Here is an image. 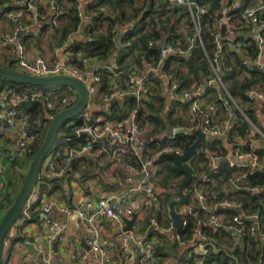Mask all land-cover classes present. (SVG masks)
Segmentation results:
<instances>
[{
  "label": "trees",
  "instance_id": "trees-1",
  "mask_svg": "<svg viewBox=\"0 0 264 264\" xmlns=\"http://www.w3.org/2000/svg\"><path fill=\"white\" fill-rule=\"evenodd\" d=\"M5 1L0 0V19H7L6 11L11 8L8 5L5 8L2 7ZM83 1L84 12L82 14V0H57V24L52 25L50 21L45 20L42 21L43 23L39 29L49 31L52 40L56 41L58 45L69 38L71 44L69 43L66 52L72 56L71 63L75 66L79 68L86 65L92 68L98 67L96 72L100 77L99 91L103 96L112 91L114 86L117 85L129 90L130 79L144 72V60L158 62L159 48L155 44L149 46V41H157L162 37H167L169 40H174L182 50H186L189 45L182 39H176L183 35L180 30V21L183 16L176 18L177 15L181 14V11L178 8L168 7L160 0H142L143 2L140 4L137 0ZM242 1L248 3L250 0ZM201 2L207 5V12L201 20L202 44L197 40L196 43L192 44L191 49L183 54H170L164 58L161 62L163 74L166 77L177 79L176 94H179L182 90L193 91L195 87L199 86L200 88L204 87L201 93L202 98L207 97L206 101L217 100L218 109L215 114L217 122L235 121L228 133V141L232 142L233 133L237 132L239 135H243L246 129L251 127L241 114L240 109L244 111L253 125L264 132V125L261 124L255 114V104L247 98L246 94L252 87L264 89L263 71L244 67L240 64L238 55L225 49L223 51L225 62L219 71L225 90L219 89L212 82L205 85V81H210L214 77L208 59L213 49V28L211 24L207 23V19L221 16L223 9L220 0H201ZM38 9L41 14H46L49 17L46 6L39 4ZM23 10H26L25 5ZM228 13L233 12L229 11ZM83 15L88 17V23L85 27L82 26ZM26 23L28 24V21L22 18L18 25L25 24L24 26H27ZM129 23L130 25L125 28L124 26ZM11 24L13 27L16 26L13 23ZM80 31H82V35L77 37ZM240 39L245 43L244 50L247 53L255 54L257 52L255 40L241 37ZM21 40L25 42V37ZM112 55L111 62L113 63L109 66L115 64L117 66L115 71L109 67H103L105 61L110 59ZM4 59L3 62L0 61V66L16 68L11 60ZM146 82L148 90L145 99L137 101L130 94H126L121 100L115 99L110 102L109 114L106 117L125 123L128 121L129 112L135 109L136 120L145 130L142 149L139 155L127 149L122 154V161L124 164L139 170H141L142 163L145 160L150 161L151 164L157 167L154 182L160 189L157 197L158 205L144 206L142 208L144 215L139 220L140 229L143 232L146 229L148 233L151 232L148 239H152L153 236L160 238V243L154 250L156 260L150 264H163L169 255H174L180 264L182 262L192 263L194 259L201 257L200 254L194 251L195 245L190 243L189 240L198 226V220H203L208 214L220 212L226 216L236 214L235 210L228 207L221 206L214 209L216 203L225 200L240 203L245 213L257 211L259 215L258 228L252 235L250 233L252 224L250 221H246L239 236L224 228L216 229L211 225L203 226V231L209 234L212 239L208 245V253L203 257L204 261L217 264H264V192L255 193L253 191L256 187L264 188V161L261 168L256 169H249L246 166L229 167L227 163L222 162L216 172L211 171L207 167L208 157H206L205 149L212 154L226 153L219 139L203 143L200 146L201 151L195 153L185 162L192 173V178L186 188L194 186L202 188L205 194L204 203L210 211L203 210L197 203L194 209L195 214L185 215L186 224L177 231V235L184 242L183 244H179L174 234L163 231V229H167L172 225L169 205L171 201L176 199L178 184L183 177L181 173L174 169L175 153L164 151V148L173 146L181 153L186 151L196 139V135L188 129L196 126L200 117L197 115L196 121H193V123L182 116H177L174 109L165 110V98L162 94L164 84L162 83V77L158 74L155 76L149 75ZM31 87V85L23 82L0 77V92L4 90L26 91ZM37 88L48 93L51 92L48 99L56 103L62 96L67 95L66 86L64 85L37 86ZM227 93L233 97L234 102L227 97ZM218 94L223 96L220 101L217 99ZM76 99L70 104L74 103ZM184 103L185 107L188 108V101L185 100ZM263 108L264 104L262 105ZM19 110L28 116L30 125L36 134L34 141L30 144L32 151L26 155L31 162L44 140L50 118L61 108L46 109L41 100H36L22 103ZM82 123V120L75 117L61 124L56 142L47 157H51L55 166L64 168V173L61 177L52 176L50 169L45 165L46 157L42 163L36 184L40 194L51 193L54 189L61 188L64 179L68 181L73 179L84 187V184L96 174L97 166L86 155L74 158L69 166L64 167L61 164L62 153L65 148L76 147L84 142V135L76 134V130ZM167 126L176 129V131L173 135L165 137L164 133ZM62 140H66V142L63 143ZM259 153L262 154L263 152ZM200 172H205L209 179L207 181L198 179L195 173ZM236 173L242 175L240 188L229 189L228 179ZM48 184H52V186L48 187ZM83 189L87 190V187L85 186ZM106 190H110V188ZM13 200L12 195H4V204H1L3 213L9 208ZM39 205V202L32 203L28 207V211L33 213ZM21 216H24L23 212L19 217ZM150 217L156 219L158 228L149 227ZM9 234L10 232L5 239ZM19 238L22 240L23 237L19 236ZM121 253L123 255L122 250ZM140 258L139 261H134L132 264H141ZM119 264H128L124 259V255L123 258L119 259Z\"/></svg>",
  "mask_w": 264,
  "mask_h": 264
},
{
  "label": "built area",
  "instance_id": "built-area-1",
  "mask_svg": "<svg viewBox=\"0 0 264 264\" xmlns=\"http://www.w3.org/2000/svg\"><path fill=\"white\" fill-rule=\"evenodd\" d=\"M164 2L168 7L176 8L177 5H182V8H178L181 14L177 15L176 18L183 16L180 21V30L183 35L178 39L189 43L186 50H182L178 47L174 40H169L165 38V44L159 46L158 43L161 39L157 41H149L148 45L153 46L154 44L159 48V59L158 62L145 61L144 60V72L135 75L130 79L129 90L124 89L121 85L114 86L113 90L110 91L103 97L106 102H112L113 100H121L126 94H130L137 101H140L143 97V92L145 90V83L148 76L159 75L162 77L163 84L165 83L172 91H176L178 88V81L176 78L166 77L161 69V62L170 54H183L184 52L191 49L192 44L201 39V20L202 17L207 12V5L203 4L201 0H160ZM40 0H6L5 4L2 6L5 8L6 5L11 8L6 11L7 19L16 25L11 31L4 33L0 38V46L7 48L10 60L13 62L15 69L23 71L25 73L37 76H48V75H69L80 81H82L88 89L89 95H95L100 85V77L96 72L98 67H88L87 65L83 68H79L71 63L72 56L66 53L61 59H54L52 61H47L40 56L30 55L26 47L20 43L16 37L18 33V22L22 18H25L29 23H35L37 21L48 20L52 25H56V16L58 13L57 0H49L47 7V14H41L38 9ZM25 5L26 10H23ZM220 5L223 9V14L214 19H207V23L211 24L212 31V44L213 49L210 56H208L210 65L214 77L210 80L208 84L215 83L216 87L219 89H224V84L220 79L219 71L225 62L224 50L235 53L239 57L240 64L244 67H249L250 69H257L264 72V0L252 1L245 3L242 0H220ZM1 8V7H0ZM229 11L233 13H228ZM83 14V12H82ZM88 20V17L83 15V20ZM126 24L124 27L126 28ZM165 25V23H163ZM28 26V25H27ZM124 28V29H125ZM244 33V39L251 38L256 41L257 52L255 54L247 53L244 50L245 44L243 40L240 39L241 34ZM206 53V52H205ZM84 62H86L84 60ZM111 64V63H110ZM109 64V65H110ZM103 65V67H109L111 70L115 71L117 66L115 64ZM67 95L62 96L58 102H54L48 99L51 92H46L37 88V86H32L26 91H9L11 93V101L13 106L8 111V119L2 129L6 133H16L17 135V145L21 148L24 155L30 154L31 143L34 141L36 134L30 125L28 116L19 110L22 103L33 102L36 100L44 101V106L46 109H55L60 107L61 109L71 105L70 103L76 99L77 91L71 87L66 86L65 88ZM0 92V105L3 93ZM176 93V92H175ZM201 88L195 87L193 91L182 90L178 95L188 101L189 111L192 116L190 121H196V116L200 117L199 122L196 126H192L194 129H201L206 136L219 137L228 130L231 120L223 121L222 123L217 122L215 119V114L218 109L217 100L205 101L202 103L201 99ZM247 98L253 102L255 105L258 103L261 106L262 115L264 117V89L258 87H252L247 92ZM78 97V96H77ZM227 97L234 102V99L230 94L227 93ZM217 99L220 101L223 99L222 94H218ZM241 114L245 117L251 127H248L243 135H239L237 132L232 135V142H229L232 146L231 155L226 153L212 154L205 149L206 157H208L207 167L211 171L216 172L220 163L225 162L229 167H243L246 166L249 169L261 168L262 162L264 161V151L258 148V144L264 143V132L253 125L252 122L247 118L244 111L240 109ZM77 119L83 121L82 125L76 130V134H84V142L76 147H67L63 150L61 164L69 166L74 158L78 155L87 153L98 140H105L107 144L111 147V155L118 161L119 157L122 156L127 149L133 151L135 154L139 155L142 149L144 128H142L138 121L136 120V110L132 111L128 115V132L124 130L122 123L112 120L107 117L94 116L86 110L81 111L77 114ZM194 123V122H193ZM176 131V129H173ZM189 130H192L191 128ZM193 131V130H192ZM228 133L226 136H228ZM165 135V133H164ZM173 135V134H172ZM171 135H165V137ZM63 143L66 140H62ZM164 151L173 152L176 154H181V152L173 147L168 146L164 148ZM200 147L196 153H199ZM259 152H263L262 154ZM47 157V156H46ZM3 153L0 151V173L2 172ZM8 160L12 161L14 155L10 152L7 154ZM45 165L50 169V173L54 177H61L64 173V168L55 166L51 157L48 156L45 160ZM125 167H131L124 164ZM157 167L154 165L151 168V162L148 160L143 161L142 177L140 180V185L146 191L148 199L147 205H155L154 200L157 199L160 189L154 182V175ZM200 180L207 181L205 172L195 173ZM242 175L237 174L232 175L228 179L229 189L240 188V179ZM125 181L131 182V177L126 176ZM255 193L264 192V188H254ZM184 192L188 195L189 201L182 204V226L186 224L187 214L194 215V209L197 203L203 210H209V208L204 203L205 194L200 187L185 188ZM177 198V197H176ZM158 201V200H157ZM39 202L40 211L39 218L46 222L49 226V232L46 234L45 239L47 241V248L38 250L41 255V264H52V252L53 244L57 242L58 244L63 242L66 238V229L64 225L60 224L54 220L51 216L53 205L51 202L41 201V194L37 186L33 188L28 199L25 203V208L23 210L24 216L18 217L11 227L10 234H21L22 226L27 219L26 212L28 207L34 203ZM3 203V196L0 193V207ZM158 205V204H157ZM214 209L217 207H228L235 210L236 214L232 216H226L223 213H210L203 220H198V226L192 233L189 240L190 243L195 245V252L200 254L201 257L194 259L192 263L188 264H217V263H206L204 261V256L208 253V245L211 242L209 234L203 231V226L211 225L214 228H224L225 230H230L231 232L241 235L243 226H245L246 221L251 222L250 233L253 235L254 231L258 228L259 215L257 211L245 213L241 204L234 201H221L214 205ZM59 210L61 212H73L77 213L78 217L85 220L87 224V231L90 233V238L88 241L89 251L99 259L100 264L106 259V251L109 250L110 245L106 239H103L98 234V231L94 225V220L98 217H104L110 221L118 223L121 225L125 219L130 218L134 214L133 207L127 204V193H115L112 191H105L97 193L94 198H86L84 201V207L82 209L75 207L74 204L70 206H60ZM210 211V210H209ZM136 221V220H135ZM149 227L158 228L157 221L154 217L149 219ZM138 224L133 222L132 228L130 230H125L122 232L120 237V247L121 250L127 254L132 252V243H137L140 245L141 249V262L142 264H150L156 259L154 257L155 247L160 243L159 237H154L152 239L144 238L138 235ZM164 232L172 233L175 235L179 244H183V240L177 235V231L171 225L167 229H163ZM9 234V236H10ZM26 244H30L29 239H25ZM37 248V245H33ZM82 258H88L87 254L81 255ZM102 262V263H101Z\"/></svg>",
  "mask_w": 264,
  "mask_h": 264
},
{
  "label": "crops",
  "instance_id": "crops-1",
  "mask_svg": "<svg viewBox=\"0 0 264 264\" xmlns=\"http://www.w3.org/2000/svg\"><path fill=\"white\" fill-rule=\"evenodd\" d=\"M82 3L81 12H84V1ZM48 4L49 0H40L41 6H48ZM2 20L7 21L6 19H0V22ZM42 23V21H37L31 24L28 21V24L26 23L28 26H24L25 24L18 25L16 39L26 47L30 55L40 56L47 61H52L56 58L61 59L62 56L67 53V47L71 44L69 38L65 39L60 45H58L56 41L52 40V38L47 39V42L42 44L39 43L38 40L46 31L39 29ZM12 28L13 26L11 23L10 26H7L4 29V32H2L0 27V38L4 33L11 31ZM23 37H25V42H22L21 40ZM240 37L243 38V36ZM1 52H6L7 55ZM4 58H8V60H10V55L7 48L0 46V61L3 62L5 60ZM209 82L210 81H205V85ZM162 89V94L165 98V110L174 109L177 116H182L183 118L190 120L192 114L189 111V107L187 108L184 105L185 99L172 91L165 83ZM203 89L204 87H201V90ZM147 90L148 85L146 82L142 99H145L147 96ZM9 91L12 90H5L3 95H1L2 105H0V151L3 153L1 161L3 169L0 173V193L3 196V204L4 195L10 194L14 198L16 197L30 165V161L17 145L18 142L16 133H14V131L11 134L6 133L2 129V126H4L7 122L8 111L13 106L11 93ZM104 96L100 93L98 88L97 93L90 96L86 111L93 114L95 117H106V115L109 114L110 102L103 100ZM201 101L202 103H205L206 98H202ZM42 103H44V101H42ZM254 110L258 120H260L261 124L264 125V117L262 115L261 106H259L258 103L255 105ZM125 123H122V126L124 127V130L128 132L129 124L128 122ZM190 128L193 130L192 127ZM189 129L188 131H192ZM219 140L225 148L226 154L231 155L230 150L232 151V146L229 143L230 141H228V136H226L223 140ZM258 148L264 151V143L258 144ZM10 152L14 155L12 161L7 158V154ZM82 155H86L91 159V162L97 166V172H95L96 174L84 184L87 187V190L83 189L85 186H80L78 182L73 179L69 181L64 179L61 184V188L54 189L51 193L41 194L42 203L51 202L53 205L51 212L52 218L60 224L66 226L65 240L57 244L56 250H54V246L52 247V264H100L99 259L93 256L89 251L88 241L91 235L87 231L86 221L79 218L77 213H67L59 210L60 206H70L72 204H74L75 207L82 209L84 207L85 199L89 197L93 199L94 195L97 193L105 191L127 193V204H130L133 207L134 213L137 215L136 221L134 222L138 224V235L148 238L151 233H148L147 229L143 232L139 226V220H141L144 215L142 208L147 205L148 199L146 191L140 185L142 171L132 166L130 168L125 167L122 161V156H118L119 160L116 161L111 155V147L105 140L96 141L94 146L87 153ZM82 155H78V157ZM152 166L154 165L151 164V168ZM127 175L131 177V182L125 181V177ZM51 186L52 184H48V187ZM107 188H110V190H106ZM40 205L33 213H30L29 211L26 212L27 219L21 229L22 235L16 233L10 234V236L4 240L2 264H41L42 257L38 250L43 249L45 251L47 248L45 236L49 232V226L46 222H43L39 218ZM181 208L182 205H179L176 207V210L181 211ZM2 213L3 208L1 207L0 216ZM93 222L100 237L106 239L110 245L109 250L106 251V259L103 261V264H119V259L123 258V255L128 264H132L134 261H139V258L141 257V249L140 245L137 243H132L131 254H125L123 252L122 255L121 253L120 237L124 231L125 221L119 225L118 223L110 221L104 217H98ZM173 233L174 232L172 231V234ZM19 236L23 237L22 240ZM154 237L157 236H153L152 238ZM25 239H29L31 243L26 244ZM34 244L37 245V248L33 246ZM84 253L87 254L88 258H82L81 255ZM178 261L179 260H177L174 255H169L164 260L163 264H180ZM183 263L188 264L187 262H182V264Z\"/></svg>",
  "mask_w": 264,
  "mask_h": 264
},
{
  "label": "water",
  "instance_id": "water-1",
  "mask_svg": "<svg viewBox=\"0 0 264 264\" xmlns=\"http://www.w3.org/2000/svg\"><path fill=\"white\" fill-rule=\"evenodd\" d=\"M182 5H177L176 8H182ZM83 12V11H82ZM88 23V20L84 19L82 21V26L85 27ZM82 35V31H80L77 37ZM245 34L242 33L241 36ZM165 44V38L161 39L158 43L159 46H163ZM113 59V55L105 61V65H109L111 60ZM0 77L23 82L29 84L31 86H49V85H64L71 86L77 91V99L71 105L61 109L55 115L50 118L49 125L44 136V140L41 143L40 147L37 149L34 154L29 168L26 172V175L23 178L22 185L20 190L18 191L16 197L14 198L12 204L5 211L2 218L0 219V264H2V257L4 251V240L6 235L10 232L12 225L15 220L20 216L25 208L26 200L28 199L31 191L36 186L38 182V176L40 173V169L43 161L48 155L49 151L54 146L59 128L63 122H67L71 119H74L78 113L83 110H86L88 107V102L90 100V95L88 93L87 86L80 80L69 76V75H48V76H37L25 73L23 71L8 68L5 66H0ZM234 120L231 121L229 128L234 124ZM196 135L195 141L188 147L186 151L181 154L174 155V169L182 174V180L178 184L177 189V198L171 201L169 205V215L172 221V226L175 231H179L182 227V213L176 210V207L182 204H185L189 201L188 195L184 192L187 184L190 182L192 178V173L188 169L185 162L189 160L198 150V148L205 141H212L214 139L223 140L228 130H226L223 135L219 137H210L206 136L201 129H196L192 131ZM175 131L167 126L165 135H172ZM84 135V134H82ZM231 152V150H230ZM154 204L157 205V199L154 200ZM136 213H134L130 219H125V230H130L132 228L133 222L136 220ZM57 242H54V250H56Z\"/></svg>",
  "mask_w": 264,
  "mask_h": 264
},
{
  "label": "rangeland",
  "instance_id": "rangeland-1",
  "mask_svg": "<svg viewBox=\"0 0 264 264\" xmlns=\"http://www.w3.org/2000/svg\"><path fill=\"white\" fill-rule=\"evenodd\" d=\"M82 2H83V0H82ZM137 2L140 4V3H142L143 1L142 0H137ZM83 4V3H82ZM82 4H81V6H82ZM7 21H4V20H2L1 22H0V27H1V30H2V32H4V29L7 27V26H10V23H9V20L8 19H6ZM0 34H1V32H0ZM51 34H50V32L49 31H45L44 33H43V36L38 40L39 41V43H44V42H47V39H49V38H51V36H50ZM37 41V42H38ZM1 53H5V55H7L6 54V52H1ZM7 57V56H6ZM8 59V58H7ZM208 84V83H207ZM207 98V97H206Z\"/></svg>",
  "mask_w": 264,
  "mask_h": 264
}]
</instances>
